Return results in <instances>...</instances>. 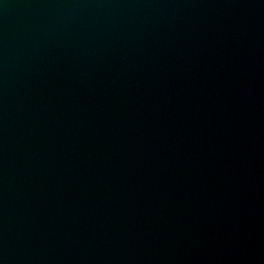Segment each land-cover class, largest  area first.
I'll list each match as a JSON object with an SVG mask.
<instances>
[{
	"label": "water",
	"instance_id": "water-1",
	"mask_svg": "<svg viewBox=\"0 0 264 264\" xmlns=\"http://www.w3.org/2000/svg\"><path fill=\"white\" fill-rule=\"evenodd\" d=\"M0 264H264V0H0Z\"/></svg>",
	"mask_w": 264,
	"mask_h": 264
}]
</instances>
